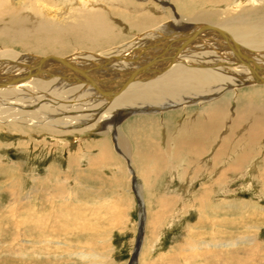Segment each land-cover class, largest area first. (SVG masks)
Here are the masks:
<instances>
[{"label":"bare ground","instance_id":"6f19581e","mask_svg":"<svg viewBox=\"0 0 264 264\" xmlns=\"http://www.w3.org/2000/svg\"><path fill=\"white\" fill-rule=\"evenodd\" d=\"M112 130L116 141L109 136ZM83 132L101 137L95 143L101 163H118L134 175L142 223L132 264L147 242L146 218L151 214L146 205L155 199L151 177L157 179L169 166L163 188L172 187V180L184 194L193 187L195 179L179 170L184 157L191 174L204 176L201 192L192 198L201 232H206V210L211 217L224 208L245 218L238 209L250 207L264 214V207L249 198L212 202L206 184V171L218 170V163L222 171L214 178L220 182L221 173L225 178L239 166L247 167L238 176L242 182L252 173V182H264V0H0V135L8 141L1 139L0 149L13 147L27 155L29 144L34 148L31 137L59 139ZM5 157L0 156V198H10L11 210L17 203L30 207L34 190L19 191L21 162ZM200 161L213 167L207 169ZM53 172L54 189L62 193L64 181L55 168ZM31 179L45 184V177ZM252 182L247 181L248 186ZM36 214L34 208L29 211L24 233L46 241L50 231L42 228L41 216L40 224L31 220ZM243 221L241 217L235 222ZM212 226L213 239L219 238L216 232L230 231ZM2 227L1 239L8 234L6 225ZM191 238L189 247L200 255L206 246L233 247L250 239L241 235L237 241L215 243Z\"/></svg>","mask_w":264,"mask_h":264},{"label":"rangeland","instance_id":"374dc122","mask_svg":"<svg viewBox=\"0 0 264 264\" xmlns=\"http://www.w3.org/2000/svg\"><path fill=\"white\" fill-rule=\"evenodd\" d=\"M109 136L116 141L113 130ZM38 137L39 136H35L28 139L33 141L32 143L34 144V148L29 144L28 147L30 151L27 150V153L30 154L28 155L26 153L28 156L17 153L14 151L15 149H13V147H9L7 150L5 148V151L0 149V156L6 155L5 158H2L5 161L8 159L13 162H15V160L19 161V163L21 162L22 177L19 191L21 194H26L31 188L32 191L34 190L33 195H35V201H33L32 204H28V206L34 208V211L37 213L39 212L38 216H41L39 218L44 219L42 228L44 227L43 229L45 231L50 232L47 233L48 237L45 238L46 241L42 242H38L40 235L34 233L31 235L25 234L24 232L29 219L28 214L29 211L32 212V208L27 207V203L25 202L26 204H23V206L18 205L19 203L16 204L17 206L12 205L14 208L11 210L9 209L11 205L9 202L11 201L10 198H6L2 195L0 198V227L5 224L6 228L9 229L5 228L8 234H6L3 239L0 238V264H127L133 252L141 209L140 200L139 198L137 200L135 196V194H137L139 197V193L137 187L134 185L135 180H132V175H128L125 169L119 166L118 163L113 165H108L104 162L101 163L96 154L97 150L95 147V143L101 138L98 134L83 132L81 134L66 135L62 138L59 137V139L54 137H44L45 139L41 136ZM1 139L7 141V138L3 135H0V140ZM8 140L10 141V138ZM113 142L114 141H112V143ZM115 145L116 143H113L114 152L117 154L118 152H116ZM119 153L117 155H119ZM255 154L257 160L259 155L256 152ZM120 156L125 159L122 153ZM185 159L184 157L178 161L181 166L179 170L183 171L182 176L186 174L184 177L187 179H195L192 185L193 187L190 188L191 191L189 189V193L186 192L184 194L185 191L182 190L180 186L176 188L177 180H172V187L163 188L166 179L165 176L168 175L167 172H165L169 168L168 165L166 170L164 169L161 173L163 175H159L160 177L158 176L157 179L153 177L150 179L152 186L151 193H154L155 199H151L152 202L146 205V207H148V215L151 214L150 216L147 215L148 217L146 218L148 237L146 236L147 242L145 243L141 255L139 253V256H137L139 261H137L136 258V264H214L215 262V264H264L263 212L260 213L250 207L238 209L247 216V218H245L241 213H237V210L231 209L225 212L224 208L221 210V213L214 215V218L211 217L210 213L206 210V232H201L199 230L201 223L199 224L197 205L195 201H192V198H196L201 192L198 186L203 181L204 176H202V179L200 176L197 177L199 174H196V176L191 174V167L189 168L188 165H186ZM69 160L71 162H69ZM94 160H96V162ZM124 161H126V159ZM125 163L127 171H129L127 162ZM199 163L207 164V169L213 167L211 166L213 165L212 163H206V161H200ZM218 165L220 164L218 163L216 166L218 170L213 169L210 173V169L206 171V184H209L208 189L211 194L209 198L212 202L216 203L221 199L242 198L246 200L249 198L259 202L264 207V182H262L261 185L252 182L250 178L255 176V174L252 173L247 180H250L252 184L249 183L250 186H248L246 180L242 182V180L238 178V176L243 175L241 173H244L247 169V167L240 166L238 170H229L226 172L224 175L225 178H223V173H221L222 177L219 176L218 179L223 181L220 182L216 178L218 177L217 173L222 171V166ZM54 168L64 181V183L61 182L62 187H66L62 190V193L58 192V189H54L56 188L55 186H57L53 180L55 175V172H53ZM210 174L212 176H210ZM32 177H45L44 181L45 184H47H39L40 180L35 183L32 181ZM212 177L216 178L212 179ZM136 181L138 184H141L139 179ZM173 182L176 183L174 184ZM78 191L79 195L77 194ZM59 193L60 196H58ZM141 194L145 201V193L142 191ZM38 201L41 205H39ZM157 202H160V205L158 204L156 206L155 203ZM33 204L35 206H33ZM60 204L61 207H59ZM145 204H147V202ZM8 206L9 208H7ZM40 207H43V209ZM157 211H159V213ZM173 213H176L178 216L175 214V218L170 217ZM157 214L159 217L154 218ZM70 215H73V218ZM35 216L36 218L32 217L31 220L40 224L41 222L40 219L37 218V214ZM217 217L219 221L216 219ZM241 217L246 221H243V223L240 222L241 224L235 222ZM13 221L15 225L11 226L10 223ZM213 223L216 229H219V227L220 229L230 227V231L227 234L216 232L219 238L218 240L213 239L215 238L213 237ZM238 224L239 226L243 224V226L248 227V229L244 227L240 229ZM190 226L191 228L189 230L188 228ZM53 228H59V233L56 234V232H54L56 229L53 230ZM2 229L4 228L2 227ZM241 235H248L250 239L244 240L242 244L239 243L233 247L218 246L211 249L206 246L207 249L203 248L201 252L202 255L199 253L200 250L197 251L196 248H190L187 243L189 240L192 241L191 236L198 242H202L206 239V242L212 241L217 243L222 241H237L238 236ZM34 240H36V243L30 246L29 243L34 242ZM253 240H255V242H253ZM40 250L46 253H41ZM228 258L232 259L230 260L231 263L225 262L228 261ZM237 258L239 262H237Z\"/></svg>","mask_w":264,"mask_h":264},{"label":"water","instance_id":"95a60500","mask_svg":"<svg viewBox=\"0 0 264 264\" xmlns=\"http://www.w3.org/2000/svg\"><path fill=\"white\" fill-rule=\"evenodd\" d=\"M130 167V166H129ZM134 179V175H133V173H132V180ZM135 196H136V198H137V200H138V196H137V194H135ZM141 222V221H140ZM142 223V222H141ZM141 227V226H140ZM137 251H138V247L134 250V252H133V254L130 256V259H129V261H128V263L127 264H132V260H133V258H134V256H135V254L137 253Z\"/></svg>","mask_w":264,"mask_h":264}]
</instances>
